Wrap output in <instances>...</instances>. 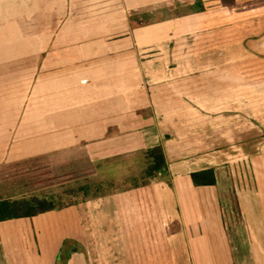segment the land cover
I'll return each mask as SVG.
<instances>
[{"label": "crops", "instance_id": "crops-1", "mask_svg": "<svg viewBox=\"0 0 264 264\" xmlns=\"http://www.w3.org/2000/svg\"><path fill=\"white\" fill-rule=\"evenodd\" d=\"M90 1L0 0V33L27 21L13 9L26 6L39 13L28 24L45 14L47 30L38 37L53 36L47 53L32 46L37 64L24 78L29 79L17 77L8 86L16 88L0 89L13 98L0 102V151L30 136L18 134L29 120L19 110L31 97L49 94L52 102L30 104L51 112L30 124L33 136L49 135L54 163L69 167L74 157L72 166L89 162L99 166L98 174L106 163L105 173L116 166L133 171L146 165L150 149L163 146L169 175L142 189L58 211L80 222L83 246L68 264H264V151L247 146L249 136L263 137V131L209 128L231 121L225 113L235 108L233 95L257 91L243 80L264 73V1L237 0L226 7L222 0H123V13L82 21L77 9ZM5 44L0 36V47ZM56 59L73 62L46 74L39 70L40 62ZM97 93L123 95L125 107L136 114H125L127 120L114 126L146 125L121 133L113 126L102 139L89 141V125L108 105L104 98H75ZM219 111L224 115L214 116ZM115 112L120 114L117 107ZM233 119L234 126L245 124L241 115ZM208 169L216 170L217 185L196 187L192 174Z\"/></svg>", "mask_w": 264, "mask_h": 264}, {"label": "rangeland", "instance_id": "rangeland-1", "mask_svg": "<svg viewBox=\"0 0 264 264\" xmlns=\"http://www.w3.org/2000/svg\"><path fill=\"white\" fill-rule=\"evenodd\" d=\"M259 1L260 2L257 4L262 3L264 0ZM235 5H237V0ZM13 9H15V17H19L25 21L27 19V21L25 23L22 22L19 25L16 24V22L12 24L11 29L5 32L4 35L2 32L0 33V36L3 37L4 44L6 43L4 46L0 47V89L6 88L2 89V91H8L16 88L8 86L15 84L13 80L17 81V77L21 82L29 79L24 78L28 77L30 73H32L30 72L31 70H35L33 68H35L34 65L37 64L36 62H33L34 59H32V46L38 45L40 46L38 49L42 50L44 53H47L48 46L51 44L49 42L53 39V36L51 35L52 33L49 35H43V38L38 36L25 38L22 36L21 33L25 34L26 32H28V35H37L43 31L45 32L47 30L44 24L46 17H44L45 14L42 13L40 15L43 16V19H41L43 20L42 23L37 20L34 25H29L28 22L35 19L34 15L37 17V14L39 13H36L34 8L26 6L23 8V10L19 7H15ZM20 22L21 20L19 23ZM5 53H8V57H12L14 59L11 60V62L3 61V58L6 59V57H3ZM20 53H29L28 60L24 62L20 61L18 58ZM75 53L78 54L77 51ZM72 62L73 61L71 60L59 61V59L54 61L49 60L47 62H40L39 64L41 65L39 66V70L42 71L45 69L46 71H42V73L46 74L49 70H55L57 67L61 66L66 67ZM216 67H218V65H216ZM253 68L254 67H249V69ZM219 80L220 83L223 82V79ZM243 81L248 82V85L256 86L257 91L248 93L247 95H233L234 103H232V106L235 108L232 110H227L225 113L232 116L231 121H221L214 125L212 124L209 126V128L210 130H212L211 128L213 127H215V129L224 130V128L228 129L230 127V129L234 127H243L244 129L247 127L248 131L258 128L263 131V137H255L254 135L249 136V143H247V146L249 150H255L257 149L255 145H257V147H260L264 151V73L263 75L258 76L249 75V77ZM75 90L76 87L72 88V91ZM24 92H26L25 89ZM77 92H74V94L77 95ZM4 96L5 94H0V102H12V97L5 98ZM49 97V94L44 97L38 95L34 96V98L31 97L27 106H23V110L22 108L19 110L18 116L23 115L24 118L29 120L26 123H24V121L22 122V127L24 126V129H20L18 134L20 137H26L27 135L30 136L28 138H24L21 141L10 144L7 150L8 152H6L5 149L0 151V198L10 196L15 198H20L23 196H37L40 198L56 197V199H59L61 196H64L65 201H71L72 199L76 200L77 197L67 196V191L78 188L85 184L94 185L97 183H104L106 190L103 192H114L112 195H120L122 193L134 190L130 189V187H128L124 181L131 177L137 176L142 182L141 177L145 176L146 169L148 167L147 163L141 167H137L136 165L137 168H135L133 171L122 169L120 166L112 165L116 166L113 170L111 169L112 174L104 172L110 171V166L107 163L101 165V173L99 174L98 171H96L99 166H95L94 168L93 164L89 162L83 166H72L74 157L69 159V163L71 164L69 167H63L60 166L61 164L54 163V158L49 156V154L53 152L52 149H48V142L50 140L49 135L45 134V136H43L44 138L33 136L31 131L32 125L30 124V119H42L47 117L48 112L51 110L49 106L44 105L37 107L32 106L30 103L37 101L45 103L52 102L53 99H49ZM101 98L104 99L100 100ZM123 98V95H102V93L89 94L83 97L75 98L81 102H89L97 99L107 103L108 105L106 108H104L105 110L101 111L100 113L102 118L100 117L98 120H96L95 124L89 125L87 129V139L89 141H93L94 139H102L107 135L106 132L108 128L113 127L115 124L125 122V120H127L125 119L126 117H124L125 114H130L131 117L132 115H136L134 112H132V110L125 107V101ZM241 98V101L243 102L242 104L239 103ZM21 102L22 101H19L18 103ZM112 105L114 109L111 107ZM116 107L120 111V114L118 115L115 112ZM10 111L9 114H11ZM12 112L13 113L11 116H14L16 113L14 111ZM91 112L96 113L94 110H91ZM219 115H224V112L219 111L214 114V116ZM240 115L242 116L241 123L245 124L240 126L238 123H236L237 126H234L233 117L239 118ZM27 123H29V125ZM150 124L151 123L148 122V126ZM145 125L146 124L144 123L140 124L133 122V124L131 123L126 127L121 124V127L114 126V128L119 129L118 132L120 133L132 132L133 130L143 128ZM44 129H46V127H44ZM209 134H211V131ZM59 135L63 137L64 133ZM39 136L42 135L40 134ZM256 138L259 140L257 144H255L257 141L255 140ZM253 139L255 141H253ZM70 141L74 145L78 143L74 139ZM141 157H143L144 160V155ZM138 160L140 161V159ZM82 162L83 161L80 160V163ZM135 163L138 164L137 161ZM141 163H143L142 160ZM102 169L104 171H102ZM161 179L163 178L158 180ZM111 182L115 185L114 189L110 188L109 183ZM51 213H48V216L45 218L15 220L0 224V264H57V261L61 259V253L64 248L67 249L66 254H69V263L72 256L81 249V246H83L80 242L81 232L79 228V219L76 217L72 218L71 216H64V214H60L58 211L57 214ZM139 230L143 229L137 228V231Z\"/></svg>", "mask_w": 264, "mask_h": 264}, {"label": "trees", "instance_id": "trees-1", "mask_svg": "<svg viewBox=\"0 0 264 264\" xmlns=\"http://www.w3.org/2000/svg\"><path fill=\"white\" fill-rule=\"evenodd\" d=\"M223 5L226 7H234L236 0H222ZM82 9H77L81 15L82 21H96L99 19H105L112 14H121L124 12L123 0H93L83 4ZM40 23L43 20H38ZM33 21L29 25H34ZM140 27L139 25L134 28ZM147 169L145 176L141 177L142 182L137 176L126 179L124 183L130 187V189H140L151 185L158 179H168L169 171L166 159V154L163 146H158L150 149L146 153ZM162 174V175H160ZM192 180L196 187H213L218 183L217 174L215 169H208L201 172L193 173ZM110 188L114 189V183H109ZM118 187V186H117ZM106 190L104 183L97 184H85L78 188L70 189L67 191V196L74 197L71 201H65L64 196L59 199L56 197L40 198L37 196L30 197H1L0 198V224L15 221L33 219L40 215L62 211L74 206L79 205L82 202H88L93 199H99L108 197L114 192H103ZM119 190V189H116ZM118 192V191H117ZM116 193V192H115ZM67 249L64 248L61 253V259L59 264H67L69 260V254H66Z\"/></svg>", "mask_w": 264, "mask_h": 264}, {"label": "flooded vegetation", "instance_id": "flooded-vegetation-1", "mask_svg": "<svg viewBox=\"0 0 264 264\" xmlns=\"http://www.w3.org/2000/svg\"><path fill=\"white\" fill-rule=\"evenodd\" d=\"M39 35V34H38ZM38 35H28V37H35V36H38Z\"/></svg>", "mask_w": 264, "mask_h": 264}]
</instances>
